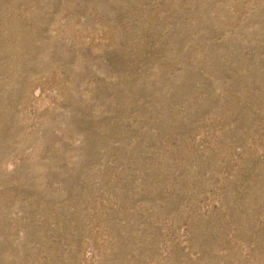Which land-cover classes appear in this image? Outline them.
Segmentation results:
<instances>
[{
	"label": "rangeland",
	"instance_id": "374dc122",
	"mask_svg": "<svg viewBox=\"0 0 264 264\" xmlns=\"http://www.w3.org/2000/svg\"><path fill=\"white\" fill-rule=\"evenodd\" d=\"M0 264H264V0H0Z\"/></svg>",
	"mask_w": 264,
	"mask_h": 264
}]
</instances>
